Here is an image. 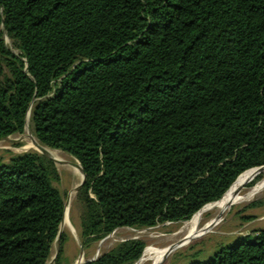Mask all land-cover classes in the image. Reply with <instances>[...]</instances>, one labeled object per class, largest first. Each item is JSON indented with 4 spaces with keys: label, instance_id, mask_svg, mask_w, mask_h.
Returning <instances> with one entry per match:
<instances>
[{
    "label": "trees",
    "instance_id": "obj_1",
    "mask_svg": "<svg viewBox=\"0 0 264 264\" xmlns=\"http://www.w3.org/2000/svg\"><path fill=\"white\" fill-rule=\"evenodd\" d=\"M27 124L83 169L84 247L190 221L264 167V0H0V140ZM60 182L38 151L0 155V264L48 263ZM145 249L126 240L87 264ZM186 264H264V228Z\"/></svg>",
    "mask_w": 264,
    "mask_h": 264
},
{
    "label": "rangeland",
    "instance_id": "obj_2",
    "mask_svg": "<svg viewBox=\"0 0 264 264\" xmlns=\"http://www.w3.org/2000/svg\"><path fill=\"white\" fill-rule=\"evenodd\" d=\"M5 40L9 44L6 37ZM35 142L38 143L27 124L23 134L14 135L7 140L0 141V155L8 156L9 152L21 154L33 150L36 151ZM58 152L61 157V160L56 163L61 179L58 188L66 204L64 223L60 227L62 235H66V243L64 245L66 264H79L81 260L84 262L93 258L98 259L114 248L115 245L126 240L143 241L146 244L144 253L147 251H154L155 253L169 247L172 248L176 243L181 244L186 235L184 231L185 224L191 220L178 224H160L154 228L144 230L121 228L102 241L84 247L80 239L81 209L76 203L77 193L75 192L76 187L81 183L82 175L75 172L73 166L70 165V163H75L77 160L64 152ZM255 171H258L254 173L256 177L261 176V179L252 187H248L247 185L242 186L241 183L239 189L242 196L250 193L251 189L256 185H262L261 191L252 200L233 205L208 232L195 237L186 245H179L177 248L171 250L163 264H186L192 258V255L197 252L202 257H209L222 246L235 245L239 238L247 236L255 230L264 228V169H255ZM258 202H261V204L253 206L254 203ZM198 213L200 215L197 221L199 228L215 220L216 217L219 218V213L216 209H209ZM81 247L84 248V259L80 256ZM56 252V244H53L48 264L55 257ZM200 260H204V258ZM142 264L153 263L148 260Z\"/></svg>",
    "mask_w": 264,
    "mask_h": 264
},
{
    "label": "bare ground",
    "instance_id": "obj_3",
    "mask_svg": "<svg viewBox=\"0 0 264 264\" xmlns=\"http://www.w3.org/2000/svg\"><path fill=\"white\" fill-rule=\"evenodd\" d=\"M7 40H8V38H7ZM44 150L53 159H55L57 161L61 160V157H60L58 151L52 150V149L47 148V147H44ZM73 170L77 173H80V171L77 167H73ZM257 172L258 171H255V169L248 171L246 174H244L240 178L237 185L235 187H233L221 201H219L217 203L210 204V205L206 206L201 211V212H205L209 209H216L219 213V218L216 217L217 219L215 218V220L207 223L204 227L199 228L197 221H198L200 215L198 213L191 219L190 222L185 224L184 231L186 232V235H185L184 239L182 240L180 246L188 244V242H190L195 237L202 235L203 233L208 232L210 229H212V227H214L218 223L220 217L222 215H224L233 205L248 202V201L252 200L261 191L262 185H256L253 189H251L250 193H248L245 196L241 195V192H240L241 190L239 189V186L241 185L242 180L246 179L250 175H253L254 173H257ZM70 196L72 197V195H70ZM176 244H174V245H176ZM171 250H172L171 247H169V248H166L164 250H161V251H158L155 253H154V251H151V252L147 251L146 253H144L142 259L139 261L138 264H142L143 262H146L148 260L152 261L153 264H163L165 258H167L169 256ZM80 262H82V260Z\"/></svg>",
    "mask_w": 264,
    "mask_h": 264
},
{
    "label": "water",
    "instance_id": "obj_4",
    "mask_svg": "<svg viewBox=\"0 0 264 264\" xmlns=\"http://www.w3.org/2000/svg\"><path fill=\"white\" fill-rule=\"evenodd\" d=\"M3 32H4V37L7 38L5 30H3ZM8 138H9V137L4 138V139H2V140H7ZM2 140H0V141H2ZM34 146H35V148H36V151H38V152L41 153L42 155H44V156L48 157L49 159H51L55 164L57 163V160H55V159H53L52 157H50V156L46 153V151L44 150V147L41 146L39 143H36V142H35V143H34ZM70 165L73 166V167H77V168L79 169L81 175H82L81 183H80V184L76 187V189H75V192L78 193L79 190L82 188V186H83L84 183H85V175H84V173H83V169H82V167H81V165H80V163H79L78 161L75 162V163H70ZM256 169H264V167H260V168H256ZM205 207H206V206H205ZM205 207H204V208H205ZM204 208H203V209H204ZM203 209H202V210H203ZM202 210H200V211H202ZM65 213H66V204H65V208H64V217H65ZM63 221H64V218H63ZM63 221L61 222L60 227L62 226ZM61 238H62V233H61V231L59 230L58 236H57V238H56V240H55V242H54V244H56L57 252H56L55 257L52 259V261H51L49 264H54V263H55V260H56V258H57V256H58V254H59V250H60ZM179 245H180V244L174 245L171 249L173 250V249L177 248ZM83 252H84V248L81 247V249H80V256L82 257V259H84V254H83ZM96 260H97V258H93V259H90V260H87V261L81 262V263H79V264H87V263H90V262H93V261H96ZM140 260H141V259H140ZM140 260H139V261H140ZM139 261H138L136 264H138ZM47 264H48V263H47Z\"/></svg>",
    "mask_w": 264,
    "mask_h": 264
}]
</instances>
